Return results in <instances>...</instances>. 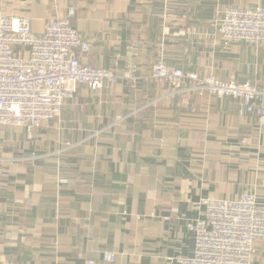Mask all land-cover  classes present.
Listing matches in <instances>:
<instances>
[{"label": "crops", "instance_id": "crops-1", "mask_svg": "<svg viewBox=\"0 0 264 264\" xmlns=\"http://www.w3.org/2000/svg\"><path fill=\"white\" fill-rule=\"evenodd\" d=\"M227 6L264 0H0V14L28 16L35 34L73 8L90 44L80 60L134 77L79 85L31 141L0 127V264H178L193 253L187 223L204 217L203 197L253 193L264 206L258 103L240 114L234 99L173 93L149 73L163 39L168 67L264 91V44L219 38Z\"/></svg>", "mask_w": 264, "mask_h": 264}, {"label": "built area", "instance_id": "built-area-1", "mask_svg": "<svg viewBox=\"0 0 264 264\" xmlns=\"http://www.w3.org/2000/svg\"><path fill=\"white\" fill-rule=\"evenodd\" d=\"M73 14L74 9H68L64 16L47 23L42 34L32 31L26 15L0 14V127L22 128L27 141L33 139L37 128L60 116L79 85L98 91L107 84L134 80L129 72L118 74L80 60L89 52L90 44L72 26ZM217 32L225 46L237 42L264 44V7H225L217 21ZM158 48V59L150 66L151 78L167 84L173 93L195 91L234 99L240 114L252 113L257 102L259 120L264 125V91L254 83L226 82L211 74L199 76L168 67L163 39ZM200 204L204 217L187 223L194 233L193 253L176 262L255 264V242H264V206L257 203L255 195L247 193L237 199L203 197ZM114 259L115 253L105 251L101 261Z\"/></svg>", "mask_w": 264, "mask_h": 264}, {"label": "rangeland", "instance_id": "rangeland-1", "mask_svg": "<svg viewBox=\"0 0 264 264\" xmlns=\"http://www.w3.org/2000/svg\"><path fill=\"white\" fill-rule=\"evenodd\" d=\"M107 85H112V84H107ZM189 92H195V91H189ZM6 127H10V128H12V127H14V126H6ZM34 137V136H33Z\"/></svg>", "mask_w": 264, "mask_h": 264}]
</instances>
